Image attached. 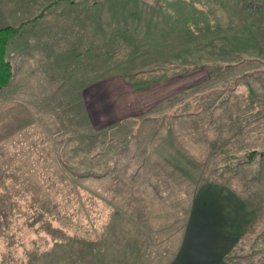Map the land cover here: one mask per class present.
I'll list each match as a JSON object with an SVG mask.
<instances>
[{"label":"rangeland","instance_id":"rangeland-1","mask_svg":"<svg viewBox=\"0 0 264 264\" xmlns=\"http://www.w3.org/2000/svg\"><path fill=\"white\" fill-rule=\"evenodd\" d=\"M74 2L81 35L61 38L62 68L27 86L20 68L1 88L0 249L18 261L56 242L77 264H152L135 254L207 187L225 227L241 226L222 260L264 264V33L237 30L261 13L248 0ZM238 45L258 59L238 62ZM153 190L172 213L150 212Z\"/></svg>","mask_w":264,"mask_h":264},{"label":"crops","instance_id":"crops-1","mask_svg":"<svg viewBox=\"0 0 264 264\" xmlns=\"http://www.w3.org/2000/svg\"><path fill=\"white\" fill-rule=\"evenodd\" d=\"M247 3L252 6L256 16L259 12L261 14L254 18L256 21L253 25L248 22L247 25H241L242 27L240 26L237 30L246 31V36H254L256 29L264 33V0H248ZM77 4L79 3L74 2V0H0V28L21 25L20 33L18 32L19 34L10 40L5 48L4 56L12 66V75L4 89H8L12 83L14 84L16 73L20 68L24 70L23 77L26 79L24 86L31 84L30 78L36 73L35 70H40L38 75L45 78L47 74L41 70L56 71L62 68V46L64 42L61 38L65 36L74 38L81 35L78 32H76V36L74 34L73 9L74 5ZM42 9L44 10L42 15L36 17ZM21 37L22 40L20 41ZM108 41H110L109 38ZM74 42L78 43V41L72 40L70 42L73 47ZM107 42L104 41V44ZM258 50V48L251 49L248 46L246 49L238 45L233 53L235 59L241 62L242 59H258L254 55ZM253 51L255 52L253 53ZM32 53H37V55ZM58 83L61 84L60 81ZM96 84V89L85 86V92L87 94H103L101 91H104V86H102L104 82ZM54 91H56V86H54ZM206 189L207 187L201 188V191L199 190L196 196L192 198L191 203L187 204L186 209L178 208L177 212L182 213V216H179V218L183 217L182 220L180 218L177 223L174 220L172 222L162 221L164 227L158 229L156 233L152 232L150 245L154 247V251L152 250V253H148V251L136 253V261H151L152 264H226L222 260L223 253L237 242L241 226L236 223L234 224L235 231L227 226V230H225L227 224L224 223L223 218L225 217L222 216V213L225 212L226 206L222 195L213 194L214 192H221L219 188H211V196V193H207ZM210 196L213 198L215 196L216 198L221 197V199L216 200L214 198V205H211L212 201L208 200ZM164 197V194L152 191L150 212L155 208L164 214L172 213L175 210L173 202L170 206L163 202ZM206 198L208 199L206 200ZM142 199L147 201L144 197ZM153 200L157 203H154ZM235 201H237L236 198ZM159 203L163 204L159 206ZM206 203L210 204L206 205ZM237 204L235 202L231 209L232 212H235L236 218L238 214ZM142 212L147 213L149 210ZM142 221L146 228H150L149 221ZM155 246L156 248L160 246L159 254H157L158 249ZM147 249L149 246L145 248V250ZM9 251L0 249V264H77L74 261V253L66 251L56 242L52 243L47 250L26 260L23 257V259L16 261L13 253L10 254ZM98 259L96 264H113L110 263V258H108V262H105L102 259V254L98 255ZM80 264H87V259Z\"/></svg>","mask_w":264,"mask_h":264},{"label":"trees","instance_id":"trees-1","mask_svg":"<svg viewBox=\"0 0 264 264\" xmlns=\"http://www.w3.org/2000/svg\"><path fill=\"white\" fill-rule=\"evenodd\" d=\"M43 11L44 10L42 9L36 17L41 16ZM20 27L21 25L0 28V89L7 85L12 75V66L4 56L5 48L8 42L18 34ZM249 153V156L255 154L254 150H251Z\"/></svg>","mask_w":264,"mask_h":264}]
</instances>
